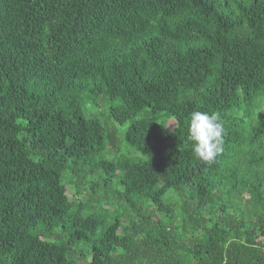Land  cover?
<instances>
[{
  "label": "trees",
  "instance_id": "1",
  "mask_svg": "<svg viewBox=\"0 0 264 264\" xmlns=\"http://www.w3.org/2000/svg\"><path fill=\"white\" fill-rule=\"evenodd\" d=\"M0 264H264V0H0Z\"/></svg>",
  "mask_w": 264,
  "mask_h": 264
},
{
  "label": "clouds",
  "instance_id": "2",
  "mask_svg": "<svg viewBox=\"0 0 264 264\" xmlns=\"http://www.w3.org/2000/svg\"><path fill=\"white\" fill-rule=\"evenodd\" d=\"M187 140L193 155L200 161L211 164L224 151V124L215 113L195 110L189 114Z\"/></svg>",
  "mask_w": 264,
  "mask_h": 264
},
{
  "label": "rangeland",
  "instance_id": "3",
  "mask_svg": "<svg viewBox=\"0 0 264 264\" xmlns=\"http://www.w3.org/2000/svg\"><path fill=\"white\" fill-rule=\"evenodd\" d=\"M116 102H118V101H115L113 104H116ZM109 105L110 104H100V100L95 99L86 105L85 111L87 114L93 115V118L97 119L105 128L116 130L118 133V136L121 137L125 128L130 124V121L121 127L118 126L108 116V106ZM142 114H145V113H142ZM142 114L138 115V117H141ZM163 120H165V122L162 123L163 131H170L176 125V121L174 118L166 117L162 114V116L160 117V122H162Z\"/></svg>",
  "mask_w": 264,
  "mask_h": 264
}]
</instances>
